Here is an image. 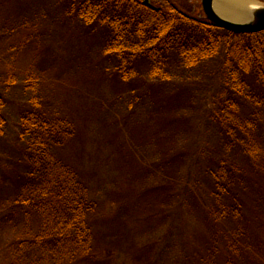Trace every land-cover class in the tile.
<instances>
[{"label":"rangeland","instance_id":"374dc122","mask_svg":"<svg viewBox=\"0 0 264 264\" xmlns=\"http://www.w3.org/2000/svg\"><path fill=\"white\" fill-rule=\"evenodd\" d=\"M82 1L74 0V6ZM71 2L0 0V103L7 120L6 135L0 141V182L3 176L14 175L12 169L20 165L15 148L22 133L21 114L25 108L40 109L53 119L66 118L74 126L72 138L56 153L80 174L89 197L98 205L92 220L98 237L93 248L96 264H221L202 245L201 239H210V234L209 248L212 251L213 243L217 244L223 257L228 252L223 242H218L219 237L231 247L236 246L232 256L240 262L233 264H264V106L257 110L248 101L242 103L236 97L238 93L233 92L235 88H229L230 70L235 64L232 52L238 37L226 30L218 31L217 55L199 67L188 70L172 65L171 79L165 83H134L119 89L106 72L108 63L102 51L96 47L98 36L84 32L73 19L66 7ZM163 2H172L186 13L184 5L193 6L190 15L205 18L201 0H189L188 4L181 0H151L162 8L166 6ZM107 15H112L110 7ZM250 73L239 85L244 91L240 93L258 94L260 84ZM232 97L241 107L240 120L246 121L251 111L258 112L254 121L260 129L253 135L257 140L254 148L249 146L250 156H243L235 146L223 149V157H229L223 162L227 177L236 182V165L241 163L245 168L238 179L246 189L244 201L250 212L246 211L247 226L242 221L244 228H238L236 218L211 217L215 201L208 195L206 182L216 165L210 166L211 159L204 157L199 165L209 167V172L202 174L199 167L197 172L189 167L187 171L196 175L200 184L193 198L197 210L187 198L183 202L174 200L173 208L182 209L173 218L162 220L157 212L159 200H141L143 190L149 183L155 185L159 176L153 172L154 166L160 165L156 162L159 146L172 143L160 140L164 129L160 123L181 116L193 127V134L218 138L219 129L214 126L220 108ZM8 183L3 180L0 188V264H26V258L31 257L21 247L25 244L22 240L37 232V224L33 217L29 226L18 219L12 207L14 187ZM237 185H233L235 191ZM6 214H13L14 219L2 221ZM204 214L213 219L219 235L212 233V224L202 220Z\"/></svg>","mask_w":264,"mask_h":264},{"label":"trees","instance_id":"16d2710c","mask_svg":"<svg viewBox=\"0 0 264 264\" xmlns=\"http://www.w3.org/2000/svg\"><path fill=\"white\" fill-rule=\"evenodd\" d=\"M181 1L189 3V0ZM259 1L264 3V0ZM73 2L66 6L69 13L84 32L98 36L96 47L102 51L108 63L106 72L120 86L119 89L134 83L140 86L153 81L165 83L171 79L172 65L195 69L219 51L220 39L216 32L222 30L205 18L190 15L193 6L184 5L188 8L186 13L172 2H163L166 5L163 8L152 4L151 0H84L79 5L75 3V6ZM109 7L112 9L111 16L107 15ZM229 35L238 37L232 52L234 59L231 61L235 64L230 70L229 88H235L233 92L238 93L236 97L239 101H248L259 110L264 106V32L239 35L229 32ZM250 72L253 73L254 82L260 84L258 94L247 91L240 93L244 92L240 87ZM231 99V102L222 104L220 108L218 124L214 126L219 129L218 138H209L208 135L205 139V136L193 134V127L181 116L169 117L160 123L164 127L160 140L173 144L159 146L156 162H160V165L154 166L153 171L159 176L154 180L155 185L149 183L143 190L141 200H159L161 206L157 212L162 220L173 218L177 210L182 209L173 208L174 200L183 202L187 198L191 201V207L197 210L193 198L200 184L196 175L192 176L187 171L189 167L190 170L195 168L197 172L199 167L198 172H209V167L205 169L199 165L201 157H204L211 159L210 166L216 165L208 174L209 180L206 182L208 195L215 201V207L210 210L211 217L215 219L216 216L217 220L236 218L238 228L247 226L248 210L244 201L246 189L238 179L245 168L241 163L240 166L236 165V182L230 175L227 177L228 170L223 162L229 157H223V149L235 146L236 151H241L243 156H250L249 146L253 145L254 148L257 140L253 135L260 130L254 121L258 112L251 111L248 119L242 121L238 114L241 107L236 104V98ZM168 110L170 108L165 109ZM24 111L20 118L22 133L15 148L20 165L12 169L14 175H5L0 182V188L3 180L9 181L8 184L14 187L12 207L16 209L18 219L29 226L33 217L34 225L37 224V232L22 240L24 246L20 245L26 248V255L31 257L30 260L26 258L24 263L96 264L93 248L98 237L95 236L92 220L98 205L89 197L87 185L80 174L56 153L59 147L72 138L74 126L68 119H53L40 109L25 108ZM174 120L179 123L178 126ZM168 125L173 128H168ZM6 128L5 110L0 103V141L6 135ZM251 152L254 153L252 149ZM1 165L0 161V170ZM147 177L150 179L151 174ZM236 183L235 191L233 185ZM192 208L189 209L191 214ZM202 211L203 208L198 211L199 214ZM13 216L6 214L2 221L13 220ZM211 217L204 214L202 220L213 225L212 233L217 236L220 233ZM242 221L245 222L244 226ZM180 225L184 226L183 223ZM210 239H201L209 255L211 253L221 264L240 262L232 256L236 254L235 245L231 247L219 237L218 242L222 241L224 250L228 252V256L223 257L217 244L213 243L215 247L211 251Z\"/></svg>","mask_w":264,"mask_h":264},{"label":"water","instance_id":"95a60500","mask_svg":"<svg viewBox=\"0 0 264 264\" xmlns=\"http://www.w3.org/2000/svg\"><path fill=\"white\" fill-rule=\"evenodd\" d=\"M201 6L205 18L219 29L237 35L264 32V4L259 3L258 7L250 13V19L244 22L233 21L218 15L214 10V0H201Z\"/></svg>","mask_w":264,"mask_h":264},{"label":"bare ground","instance_id":"6f19581e","mask_svg":"<svg viewBox=\"0 0 264 264\" xmlns=\"http://www.w3.org/2000/svg\"><path fill=\"white\" fill-rule=\"evenodd\" d=\"M215 12L233 21H248L250 13L258 7L253 0H216Z\"/></svg>","mask_w":264,"mask_h":264}]
</instances>
